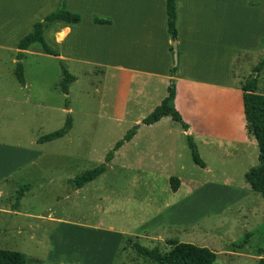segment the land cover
<instances>
[{
  "label": "crops",
  "instance_id": "crops-1",
  "mask_svg": "<svg viewBox=\"0 0 264 264\" xmlns=\"http://www.w3.org/2000/svg\"><path fill=\"white\" fill-rule=\"evenodd\" d=\"M59 2L0 0V55H16L20 40L32 31L35 23L54 12ZM165 2L64 0L65 9L78 14L80 21L75 24L56 21L43 32L45 42L59 53L63 63L75 62L101 73L100 83L95 87L91 82L95 91L87 97L93 98L95 93L97 95L95 129L102 135L101 138L103 135L111 136L106 148L121 138L126 128L148 116L167 96L172 53L166 26ZM175 2L179 56L174 106L188 124L206 167L200 169L191 162L186 132L170 117H163L152 125L140 126L130 141L116 152L103 174L80 189L72 187L67 197H62L63 200L71 198L74 203L76 199H83V196L92 192L96 194L92 203H96L124 183H131L138 191L128 190L130 201L117 205L122 217L120 224H129L126 221L128 218H138L137 224L130 231H114L111 227L104 229L100 227V222L96 224L97 227L84 223L86 221L73 223L68 218L53 217L51 209L38 219L58 224L61 232L73 229L74 233H79V243H96L97 250L91 253L93 262L89 264H124L135 261L157 264L139 254L129 242L139 244L146 240L144 245L148 248L157 247L161 255H166L172 247L165 244L162 231L164 228L191 226L186 216L181 214L197 209V203H201L200 198L206 192L205 185L232 184L233 177L242 179L250 166L259 163L258 146L245 130L241 87L247 79L235 64L240 53L250 49L258 55V50L263 47L264 0ZM94 18L106 19L109 23L96 24ZM32 52L48 56L39 42L30 44L23 54L25 56ZM255 62L251 66V73L259 59ZM260 78H264V65L257 75L258 82ZM259 85L257 83V93L260 92ZM261 91L264 94V87ZM234 139L244 147L231 148L233 156L244 164L241 173H223L217 176L214 183L203 181L201 187L195 188L200 183L196 181L198 175L213 174L209 158H221L212 146L222 142L228 145ZM104 152L99 153L95 163L89 162L93 168L103 161ZM41 154L22 148H0L2 235L21 231L19 224L11 225L13 218L21 214L18 211L19 205L13 210L6 200L10 192L4 194V184L25 166L30 167L38 161ZM170 177L179 181L175 192L170 188ZM179 206L181 210L177 208ZM7 215L10 216L9 223L5 225ZM109 216L104 215L99 220L103 221ZM109 222L114 224L112 220L106 221L107 224ZM101 240L104 241L100 248L103 252L105 249L108 251L110 245L114 248L116 244V251L124 245L123 250H128L130 258L125 255L116 257L115 254L104 261L102 251L99 252ZM79 255L81 262L76 263L88 264L82 259V252ZM84 258L89 257L84 254ZM39 263L35 261V264ZM67 264L72 263L67 261Z\"/></svg>",
  "mask_w": 264,
  "mask_h": 264
},
{
  "label": "rangeland",
  "instance_id": "rangeland-1",
  "mask_svg": "<svg viewBox=\"0 0 264 264\" xmlns=\"http://www.w3.org/2000/svg\"><path fill=\"white\" fill-rule=\"evenodd\" d=\"M263 58V47L258 50V55H255L254 50L249 49L238 55L235 65L239 66L237 70L244 73L243 76L249 80L252 77L251 66L256 60L260 61ZM12 60H15V53L0 55V146H3L0 148H22L42 154L38 161L30 167L25 166L4 184L2 190L6 192L5 195L10 192L6 200L11 208L17 190L24 185L28 190L18 202L21 216L14 217L13 224L11 223L13 226L19 224L21 231L5 235L0 233V248L23 253L27 264H35L36 260L40 262L39 264L60 262L67 264V261L77 264L76 261L81 262L79 255L81 252L82 259L89 264L93 262L91 253L97 250L96 243H79V233H74L73 229L61 232L58 224L38 219L41 214L46 215L47 210L51 209L53 217L68 218L73 223L86 221L84 223L97 227L96 224L100 222V227L104 229L111 227L114 231L131 230L137 224L138 218L131 217L126 219L129 224H120L122 217L117 206L121 202L130 201L128 190H135V186L131 183H124L108 196L105 194L104 198L97 200L96 203H92L96 196L92 192H89L88 196H83V199H76L74 203L71 198L63 199L73 190L69 180L92 169L91 163L97 161L99 153L103 150H105L104 160L105 154L113 145L134 125L138 127V123L126 128L123 136L110 148H106L111 136L103 135L101 138L102 135H99L95 129L97 95L95 93L93 98L87 97L95 91L91 82L95 87L100 83L99 71L75 62L67 64L64 62L67 71L76 77V80L68 86V93L64 94L60 89L63 75L57 58L33 52L25 55L22 60L24 86L18 84L13 76L15 63H12ZM258 83L259 93L263 94L261 90L264 87V78H260ZM66 101H68L67 106ZM67 116L71 118L72 128L65 136L50 142L37 143L38 137L60 129ZM212 148L221 157L220 160L215 159V156L209 158L214 175H198L196 181L214 183L220 174L241 173L244 164L233 156L231 150V148H244L241 143L234 139L228 145L222 142L213 145ZM197 151L200 156L198 147ZM257 164L247 168L250 169ZM231 181L233 183L226 186L205 185L206 192L200 198L201 203H197V209L181 214L186 216L191 226L177 229L164 228L162 231L164 240L175 239L179 242L207 247L216 253L214 264H256L259 258H264V198L249 188L244 177L239 179L235 176ZM200 183L195 188L203 185ZM0 206L2 207L1 203ZM177 208L181 210L180 206ZM178 209L177 213H179ZM104 215L111 216L100 221L99 219ZM9 217V215L5 217V225L9 223ZM108 220H112L114 224L112 225L111 222L110 225L107 224ZM187 220L183 219V221ZM142 242H139V245L148 247L144 245L147 243L146 240ZM102 243L104 241L101 240L99 250ZM122 243L121 239L120 244ZM233 244L242 246L236 249ZM115 247L116 244L114 248L110 245L108 251L106 249L104 252L99 251H102L104 261L109 260L111 256L114 257L115 254L116 257L121 258L125 255L130 258L128 250H123L124 245H121L118 251ZM84 254L89 258H84ZM124 264L144 263L135 261Z\"/></svg>",
  "mask_w": 264,
  "mask_h": 264
},
{
  "label": "trees",
  "instance_id": "trees-1",
  "mask_svg": "<svg viewBox=\"0 0 264 264\" xmlns=\"http://www.w3.org/2000/svg\"><path fill=\"white\" fill-rule=\"evenodd\" d=\"M166 26L169 39L171 41L170 51L172 53V64L169 69L170 80L167 87V96L162 100L161 104L154 108V110L145 118L138 122V127L142 125H152L163 117H170L172 120L178 122L184 131L187 133L186 141L190 150L191 160L198 167L204 169L205 162L198 154L197 146L189 133V126L183 121L179 112L175 109V76L177 70V62L179 51L176 45L177 42V28H176V2L175 0H166ZM62 21L67 24H75L80 21V16L76 13L69 12L65 9L64 0H60L57 9L51 14L45 16L42 21L34 24L33 29L25 37H23L18 44V52L15 55L14 77L21 86H24V69L22 59L23 52L27 47L39 42L43 51L58 59L60 68L62 70L63 80L61 83V91L64 94L68 93V86L76 80L75 76L71 75L65 68L63 62L59 59V53L51 48L43 38V32L48 29L54 22ZM93 22L96 24H108L106 19L94 18ZM264 48V39L261 42ZM264 65V58L261 59L256 66L252 68V77L247 80L241 87L242 89V103L245 121V130L247 135L252 137L259 149L257 166H254L244 174V180L249 188L256 193H259L264 198V94L257 93V75L261 72ZM68 101H66V106ZM71 118L67 116L64 125L51 133L38 137L37 143L50 142L65 136L71 129ZM138 127L135 125L130 128L125 135L117 141L113 147L105 154L104 160L94 168L83 172L81 175L69 180V183L74 189H80L85 184L93 181L98 176L103 174L109 162L113 159L116 152L125 145L136 133ZM170 188L173 192L178 189L179 181L177 178L170 177ZM28 190L26 185L19 188L16 192L15 202L12 205L14 210L18 206L19 200L23 197L24 192ZM248 237V234L246 235ZM165 244L172 247L166 255H161L157 247L148 248L137 243H130V245L142 256L153 260L157 264H214L216 261V253L207 247L196 246L191 243H183L177 240H166ZM234 248L239 249L242 245L233 244ZM261 253V252H259ZM26 257L20 252L6 250L0 248V264H25ZM256 264H264V258H259Z\"/></svg>",
  "mask_w": 264,
  "mask_h": 264
}]
</instances>
